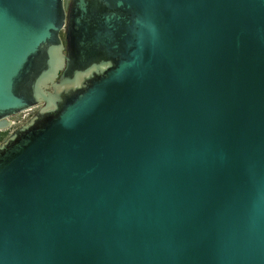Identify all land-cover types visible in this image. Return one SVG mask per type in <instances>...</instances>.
<instances>
[{
	"label": "water",
	"instance_id": "1",
	"mask_svg": "<svg viewBox=\"0 0 264 264\" xmlns=\"http://www.w3.org/2000/svg\"><path fill=\"white\" fill-rule=\"evenodd\" d=\"M39 103L0 264H264V0H0V119Z\"/></svg>",
	"mask_w": 264,
	"mask_h": 264
},
{
	"label": "rangeland",
	"instance_id": "2",
	"mask_svg": "<svg viewBox=\"0 0 264 264\" xmlns=\"http://www.w3.org/2000/svg\"><path fill=\"white\" fill-rule=\"evenodd\" d=\"M60 36L63 38V30L60 31ZM39 105L40 103L37 105H33L26 110L11 114V116L8 117V124L0 128V141L3 140L7 135H9L16 127L26 121L39 107Z\"/></svg>",
	"mask_w": 264,
	"mask_h": 264
},
{
	"label": "bare ground",
	"instance_id": "3",
	"mask_svg": "<svg viewBox=\"0 0 264 264\" xmlns=\"http://www.w3.org/2000/svg\"><path fill=\"white\" fill-rule=\"evenodd\" d=\"M28 108H25L23 110H26ZM21 110V111H23ZM11 116V115H7V116H4L3 118L0 119V128H2L4 125L8 124L9 120H8V117Z\"/></svg>",
	"mask_w": 264,
	"mask_h": 264
}]
</instances>
